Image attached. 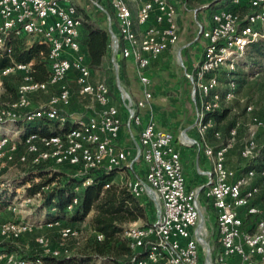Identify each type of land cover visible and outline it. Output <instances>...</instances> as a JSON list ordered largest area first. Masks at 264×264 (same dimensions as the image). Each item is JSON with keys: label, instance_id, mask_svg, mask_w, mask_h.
<instances>
[{"label": "built area", "instance_id": "1", "mask_svg": "<svg viewBox=\"0 0 264 264\" xmlns=\"http://www.w3.org/2000/svg\"><path fill=\"white\" fill-rule=\"evenodd\" d=\"M86 1L106 14L110 58L115 69L119 66L116 60L119 56L136 63L141 98L134 100L120 85L117 74L115 81L116 92L127 113L125 124L139 126L137 145L121 148L116 144L123 124L120 112L112 101L113 93L106 80H92V69L79 42L82 22L73 0H0V54L10 53L8 41L12 36H24L26 44L38 40L48 47L49 66L48 76L43 81L32 78L31 63H13L0 70L1 87L6 74L21 71L23 76L16 89V99L0 103V125L15 128L12 135L8 133L10 128L0 132V171L1 159L15 160L13 152L18 151L19 144L23 149L16 160L19 163L25 162L26 155L30 154L32 164L51 161L57 166H73L77 176L85 175L90 168L115 170L119 173L116 181L126 185L134 196L152 198L157 203L152 222L146 225H133L136 223L133 222L124 228L129 248L143 251L135 264H197L200 250L205 255L204 264L264 261V204L258 202L260 196L264 200V156L259 170L238 174L226 165L225 155L235 140L240 121L230 129L225 143L213 146L205 139V132L213 123L204 119L206 112L235 97L236 83L231 76L225 79V90L221 93L218 89L220 74L223 71L233 74L246 46L264 39V0H221L211 11L207 27L197 21L198 32L206 43L199 61L192 70L185 71L193 84L192 96L198 92V138L185 136L180 141L196 145L199 153L211 163L209 169L203 170L206 176L203 197L207 206L214 209L217 247H212L208 241L199 191L185 188L173 134L159 128L150 116L143 123L139 111L152 98V80L147 70L150 62L172 48L179 38L175 0H108L111 12L99 0ZM71 85L80 97L92 101L94 106L90 112L72 117L60 111L70 103ZM49 90L52 94L48 101L29 109L23 116L24 122L32 123L45 117L63 123L69 118L68 128L58 134L29 130L20 136L23 128L13 126L20 116L18 110L28 108L31 95ZM253 109L251 104L245 107L251 118L247 123L249 136L240 149L244 158L257 156L261 147L255 139V131L261 129L264 133V118ZM215 132L219 137L220 132ZM138 161L145 163L143 177L133 173ZM91 180L86 177L82 185ZM34 195L39 204L41 193ZM76 201L74 198L68 208ZM15 206L16 202L11 200L6 208ZM1 214L2 210L0 236L5 238H18L37 227H60L56 245H50L43 236L35 237L40 249L38 256L26 258L15 252H0V260L7 264H45L42 255L67 256L73 249L69 240L78 238V230L61 225L59 219L37 217L1 222ZM244 217H247L246 225ZM97 238L100 239L101 234H97Z\"/></svg>", "mask_w": 264, "mask_h": 264}, {"label": "trees", "instance_id": "2", "mask_svg": "<svg viewBox=\"0 0 264 264\" xmlns=\"http://www.w3.org/2000/svg\"><path fill=\"white\" fill-rule=\"evenodd\" d=\"M99 1L108 12H111L108 0ZM220 1L202 0L208 5V9L213 7L210 9V13ZM81 22L82 29H80L79 42L81 49L86 54L87 63L91 69H103L104 63L111 61L110 36L107 28L105 24L103 25L87 14L83 15ZM8 42L11 47L10 53L7 55L0 54V70L13 63H31L30 75L33 76L32 78L37 81L46 80L49 72L48 47L38 40H32L26 44L24 36H12ZM116 60L118 62V57ZM237 66L242 67L243 71H235V75L240 74L241 76L243 74L247 77L262 71L264 69V39L249 43ZM117 75L120 78V70ZM14 76L19 79L16 84L12 82ZM22 77L21 71H13L3 76L2 103L13 102L16 99V89ZM114 80L116 79L106 80L111 92L116 90ZM236 80L239 82L240 79ZM197 102L199 103L198 98ZM35 108L18 110L20 116L13 126L23 128L20 136L29 130L37 131L40 134H58L68 128L69 118L63 123L45 117H41L32 123H25L23 116L29 109ZM244 112L245 107L237 99H231L228 105H220L219 108L206 112L204 119H210L213 123L205 132L207 142L213 146L225 143L230 129L235 126ZM215 131L220 132L219 137L215 136ZM21 148L22 145L19 144L18 151ZM263 156L264 146L260 148L256 157L247 158L237 173L241 174L250 169L259 170ZM74 169L75 167L69 165H54L51 161H40L28 166V174L39 177V181L27 180L30 184L25 188L24 196L29 197L37 192L41 193L38 206L48 210L47 220L59 219L62 221L61 225L77 228L91 214L88 223L92 235L80 245L75 246L67 256L42 255L44 263L96 264L98 260H102L106 262L105 264H135V259L140 258L143 251L141 249L132 251L128 246V237L123 235V231L129 223L141 221L143 225H146L154 220L155 215L152 220L149 217L148 203L143 202L141 197L134 196L126 185L119 180L116 181L115 170H106L103 167L90 168L85 175L77 176L74 174ZM86 177H90L92 180L82 185V181ZM106 183L109 185L104 187ZM46 186L47 188H44ZM75 187H77L76 190ZM4 190L0 189V210L2 211L6 209L12 199V192ZM74 198L77 199L76 203L68 208ZM248 217L253 220V217ZM244 218L246 225L247 217ZM97 234H101L100 239L97 238ZM37 244L35 245L38 247ZM0 252L18 253L17 247L9 241L1 242ZM38 255H40V249L35 247L29 255L22 256L33 258ZM202 257L203 253L200 250L197 264H204Z\"/></svg>", "mask_w": 264, "mask_h": 264}, {"label": "crops", "instance_id": "3", "mask_svg": "<svg viewBox=\"0 0 264 264\" xmlns=\"http://www.w3.org/2000/svg\"><path fill=\"white\" fill-rule=\"evenodd\" d=\"M201 0H175L177 9V23L179 38L176 44L167 50H164L159 56L152 60L148 66V74L151 78V92L152 98L148 100L145 107L139 109L142 115V122L144 123L150 116L154 119L156 125L165 130L170 131L174 136L175 147L180 154L181 165L185 178V188L187 190L197 189L200 193V202L202 208H209L203 197V186L206 181V176L203 170L211 167L210 161L202 154L199 153L196 145L189 142L182 143L181 137L198 138L197 134V107L193 100L191 92L190 80L186 77L185 71L192 70V67L199 61L203 54L206 39L201 36L196 29L197 21H200L204 27H207L210 22V9L193 10L191 12L188 8L192 7L194 2ZM77 6V11L82 19L84 14L90 16L89 4L84 0H73ZM202 2V1H201ZM205 4V3H204ZM186 7H185V6ZM187 6H190L187 8ZM206 6V5H203ZM81 9V10H80ZM97 9V8H96ZM99 11V9H97ZM91 17V16H90ZM196 23V24H195ZM180 56V62L179 58ZM106 62V61H105ZM120 67L116 70L111 61L104 63L103 69H92V80L105 79L109 69H113L115 73L120 70V81L122 86L128 89L133 99H139L142 96L141 86L137 76L136 63L131 59L118 57ZM114 73V77L115 74ZM254 75H257L255 73ZM253 75V76H254ZM112 101L117 106L119 117L122 121L121 129L118 133L116 144L121 148H132L138 143L139 126L131 125L128 127L125 124L127 117L126 109L120 99V96L115 91L112 92ZM88 112L91 110V105L88 107ZM258 110V109H257ZM253 112L264 118V108L260 112ZM240 124L238 129L247 124L242 119H239ZM239 132V131H238ZM264 136L261 129H256L255 139L259 141L260 137ZM237 137V136H236ZM236 139L225 155V163L227 166L238 171L243 166L247 158L240 155H234V145ZM145 172V163L138 161L134 166V175L143 177ZM119 174V173H118ZM116 173L115 177H118ZM23 199V198H21ZM258 202L264 204L263 197L258 198ZM214 211V209H212ZM213 224L215 233L214 239L216 240V217L214 213ZM207 231L211 229V224H207ZM208 241H209V236ZM210 243V242H209ZM211 245V244H210ZM212 247H217V242L212 243ZM253 264H264V261L256 260Z\"/></svg>", "mask_w": 264, "mask_h": 264}, {"label": "rangeland", "instance_id": "4", "mask_svg": "<svg viewBox=\"0 0 264 264\" xmlns=\"http://www.w3.org/2000/svg\"><path fill=\"white\" fill-rule=\"evenodd\" d=\"M86 2V0H84ZM202 1V0H201ZM194 2V4H192V7L188 8V10H190L191 12H193V10H201V9H207L208 5L204 4L203 2ZM90 5L89 7V11H90V16L98 21H100L103 25L105 24L106 21V14H104L103 11L97 10V6L94 5L93 3L87 1ZM219 4V3H218ZM206 5V6H203ZM185 6V5H184ZM186 7V6H185ZM97 8V9H96ZM213 7H210V9ZM200 22V21H199ZM196 24V23H195ZM196 29L198 30V26L196 24ZM179 58V62L181 61L180 56H178ZM236 71H243L242 67H238L236 69ZM114 71L113 69H109L108 74L105 77V80H110V79H114ZM117 74V73H115ZM116 76V75H115ZM228 76H231V78L234 79L235 83H236V94L235 97L233 99H237L239 101V103L241 105H243L244 107H246L247 104H251L254 109H256V112H260L261 108L263 110L264 108V69L260 72L257 73V75H252V76H245V75H241L240 74H228L225 71H223L220 74V78H219V84L220 86L218 87V89H220L221 93L225 90V86H224V82H226L225 79L228 78ZM97 77L99 78V75H97ZM114 77V78H112ZM97 78V79H98ZM236 79H240L239 82ZM12 82H15V84L17 83V81L19 80L17 76L12 77ZM115 81V80H114ZM120 85L122 86L121 81L119 80ZM191 83V91L193 88V84ZM115 87H116V81H115ZM123 87V86H122ZM127 92L128 89H126L125 87H123ZM3 88L0 86V103H2L1 100V94H2ZM71 91H72V95H71V99H70V103L64 107H61L60 111L63 113H68L67 115H72L75 116L78 113H87L88 112V108L90 105L94 106L92 101L90 99L87 98H83L80 97L76 91H75V86L71 85ZM130 93V92H129ZM51 91H47V92H43V93H39V94H33L31 95L30 98V104L28 106V108H33V107H38L39 105H44L50 95H51ZM197 95L198 92L195 91V94L193 96V100L195 102V105L197 107V109L199 108V103L197 102ZM229 101H223L220 105H228ZM253 109V110H254ZM258 109V110H257ZM243 121H245L246 123L250 122V113L249 112H244V114H242V116L239 117V119H242ZM9 126V125H7ZM6 125H0V132L3 131V129L5 128H10V131H8V133H10L11 135L14 133L15 128L14 127H7ZM247 124L245 125V127L242 125L239 129H238V134L236 137V143L233 147L234 149V155L235 156H239V151H241V147L243 145V143L246 141V139L249 136V131L247 128ZM259 147L264 146V136L261 135L259 141H257ZM23 152V149L21 148L19 151H15L13 152V157L15 160H9V159H1V163H2V169L0 171V189H5L4 191L6 192H12L11 200H14L16 202V206L14 209H5L4 211H2L1 214V222H7V221H22V220H26V219H33V218H42V219H47L46 217L48 216V210L41 208L40 206H38V202L39 199L37 197H31L30 199H25L24 194H25V188L30 184L29 181L27 180H34V181H39V177H35L32 175H30V173L28 174V166L32 165L31 160H32V155L27 154V160H25V162L23 163H19L17 162V157L18 155H20V153ZM26 181V182H25ZM23 198V199H21ZM141 200L145 203H148L147 207L149 208V217H151V220L154 218V215L156 216V212H157V203L155 202L154 199L152 198H148L146 199V197L142 196ZM202 212L203 215L205 216L206 220H207V224H211V229L209 230L208 236L209 237V242L212 245V243H216V240L214 239V225L213 224V217H214V211L212 209L209 208H202ZM91 214H89L85 220L77 226V230H78V238H73L71 240H69V244H71V247H75L80 245L86 238H89L92 235L91 232V228L89 227V223H88V219L89 216ZM141 221H137L136 223H133V225H139L141 224ZM60 227H37L35 230H33V232L31 233H25L22 234L21 237L19 239H13V238H5L4 236H0V244L1 242L4 241H9L11 242L13 245H15L17 247V252L16 254L18 255H24L27 256L29 255L33 249L37 247L34 243L35 242V237L36 236H43L44 238L47 239L48 243H50V245H56L58 243V231H59ZM208 228V227H207ZM202 251V250H201ZM203 253V252H202ZM204 254H203V260H204ZM212 258V255H211ZM202 262V261H201ZM204 262V261H203ZM106 262H103L102 260H98V262H96V264H105ZM0 264H7L6 262L4 263L3 261L0 260Z\"/></svg>", "mask_w": 264, "mask_h": 264}]
</instances>
